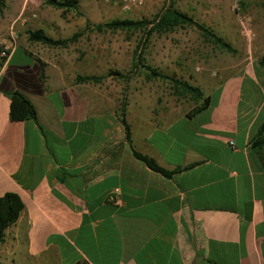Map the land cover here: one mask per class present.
<instances>
[{"label": "crops", "instance_id": "obj_1", "mask_svg": "<svg viewBox=\"0 0 264 264\" xmlns=\"http://www.w3.org/2000/svg\"><path fill=\"white\" fill-rule=\"evenodd\" d=\"M6 3L15 12L0 22V34L14 28L18 47L0 73V198L14 193L25 206L0 246L7 259L264 264V161L252 149L264 113L253 115L244 103L245 79L214 85L206 95L211 105L200 113L195 106L185 111L176 95L127 99L132 146L163 169L180 171L168 179L135 159L119 99L105 97L104 82L65 84L55 76L63 66L39 52L59 48L28 40V30L71 38L63 11H38L29 0ZM35 58L47 65L45 85ZM14 91L33 104L39 124L11 122ZM115 191L121 206L107 202Z\"/></svg>", "mask_w": 264, "mask_h": 264}, {"label": "rangeland", "instance_id": "obj_2", "mask_svg": "<svg viewBox=\"0 0 264 264\" xmlns=\"http://www.w3.org/2000/svg\"><path fill=\"white\" fill-rule=\"evenodd\" d=\"M77 1L81 3L83 15L79 16L75 12L66 15L71 33L84 30L87 22L93 27L113 20L151 21L165 8H174L188 15L231 44L237 54H230L205 40L196 28L184 26L163 35L154 34L150 41L144 43L140 53L146 65L200 87L205 96L214 85L242 77L246 82L244 103L249 104L253 115L261 111L264 113V69L259 66L264 55V0ZM29 3L38 11L45 6V0H29ZM14 12L11 9L4 11L0 14V22ZM26 18L25 14L22 19ZM142 38L141 31H87L67 49L45 48L39 52L51 65L63 66L64 73L55 76H62L65 84L76 83L79 75L105 76V97L118 98L121 109L123 101L134 94L138 96L142 92H149L163 98L175 95L170 82L149 80L144 69L131 76L128 83L115 74L110 75H128L134 52ZM18 58L21 56L18 55ZM212 97L216 101L219 95L213 93ZM179 100H182L180 104L185 111L195 106L188 96ZM105 105L111 107L112 103L105 102ZM7 254V250L0 249V264H16L14 260L7 259Z\"/></svg>", "mask_w": 264, "mask_h": 264}, {"label": "trees", "instance_id": "obj_3", "mask_svg": "<svg viewBox=\"0 0 264 264\" xmlns=\"http://www.w3.org/2000/svg\"><path fill=\"white\" fill-rule=\"evenodd\" d=\"M45 5L48 7L62 10V18L66 20V15L70 12H75L77 15L82 16L80 11V3L77 0H45ZM7 8L6 0H0V14H3ZM191 26L200 31L205 40L212 42L220 49L230 53L237 54V51L233 46L227 43L223 38L216 35L213 31L206 26L198 23L188 15L179 12L174 8H165L161 13L156 15L151 21L141 20H113L106 24H99L91 26L90 22H87L86 28L82 31L74 33L73 36L65 40H56L48 36L43 30H28L26 32L28 40L33 43H41L50 48L67 49L70 45L76 43L85 32L103 33L105 31H141L143 33L142 41L138 44L137 49L134 52L131 70L127 76L121 73L115 74L117 77L122 78L125 82H129L131 76L137 74L141 69L146 70L147 79L149 80H161L168 81L173 85L174 93L178 97H190L194 102V113H200L208 109L211 105V97H206L200 87L191 85L188 82L180 81L174 77L166 75L149 65H146L143 55L140 50L144 43L150 41L154 34L163 35L175 30L176 28ZM35 61L41 66L42 75L41 82L46 84L45 68L46 64L39 58H35ZM259 66L264 69V55L259 61ZM105 76H77L76 83H102L105 80ZM126 92V91H125ZM11 101L10 104V120L13 123H26L34 122L39 124L37 112L33 104L19 91H14L8 94ZM126 98V95H125ZM126 107L127 100L125 99L121 105L120 118L121 123L125 129L126 141L132 146V134L131 128L126 120ZM42 130V128H41ZM252 149L261 160L264 161V123L258 129L257 134L252 139ZM133 155L135 159L144 163L151 171L158 173L165 178L172 179L176 172H169L163 169L154 159L145 156L134 149L132 146ZM25 209L22 199L14 193H7L0 198V246L5 242L8 230L19 220L21 214Z\"/></svg>", "mask_w": 264, "mask_h": 264}, {"label": "built area", "instance_id": "obj_4", "mask_svg": "<svg viewBox=\"0 0 264 264\" xmlns=\"http://www.w3.org/2000/svg\"><path fill=\"white\" fill-rule=\"evenodd\" d=\"M17 47H18V36L14 28L10 30L7 37L0 34V73L6 62L15 53ZM231 145L234 146V143H231ZM107 202L114 206H121L122 200L120 198L119 191L113 192L108 197Z\"/></svg>", "mask_w": 264, "mask_h": 264}]
</instances>
